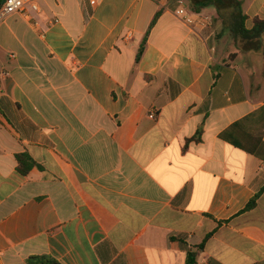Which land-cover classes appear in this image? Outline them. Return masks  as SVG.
Segmentation results:
<instances>
[{
	"label": "crops",
	"instance_id": "0c3cea01",
	"mask_svg": "<svg viewBox=\"0 0 264 264\" xmlns=\"http://www.w3.org/2000/svg\"><path fill=\"white\" fill-rule=\"evenodd\" d=\"M91 1L0 27V264H264V34L240 52L215 7L193 29L179 0Z\"/></svg>",
	"mask_w": 264,
	"mask_h": 264
},
{
	"label": "trees",
	"instance_id": "16d2710c",
	"mask_svg": "<svg viewBox=\"0 0 264 264\" xmlns=\"http://www.w3.org/2000/svg\"><path fill=\"white\" fill-rule=\"evenodd\" d=\"M5 0H0V7ZM243 0H190V8L196 12L200 13L203 9L207 7H215L217 10L218 17L222 20L223 24L231 33L235 40L237 48L241 52H258L261 50L262 38L264 34V19L259 17L250 18L243 11ZM160 12L156 15L152 26L157 21ZM250 21V23H249ZM148 35L145 37L141 48L136 57V62L141 60L144 52L145 44ZM201 135V130H199L197 136L192 140L199 141ZM189 140L188 142H190ZM17 160L19 163L18 171L21 174H27L32 168L38 166L37 163L31 158L27 153L17 155ZM264 190V189H263ZM260 194H257L247 205L246 210H251L255 208L257 200ZM209 238V236H208ZM203 246H200V249ZM27 264H59L57 261L50 257H31ZM186 264H196V253L189 252L186 259Z\"/></svg>",
	"mask_w": 264,
	"mask_h": 264
},
{
	"label": "built area",
	"instance_id": "2783aa9c",
	"mask_svg": "<svg viewBox=\"0 0 264 264\" xmlns=\"http://www.w3.org/2000/svg\"><path fill=\"white\" fill-rule=\"evenodd\" d=\"M91 3L95 5L96 0ZM179 7L176 16L186 25L193 29L203 28L207 25V18H203L199 13L194 12L187 0H179ZM40 12L37 0H5L0 7V27L15 15L32 16V13ZM153 117V116H152Z\"/></svg>",
	"mask_w": 264,
	"mask_h": 264
},
{
	"label": "rangeland",
	"instance_id": "374dc122",
	"mask_svg": "<svg viewBox=\"0 0 264 264\" xmlns=\"http://www.w3.org/2000/svg\"><path fill=\"white\" fill-rule=\"evenodd\" d=\"M187 1H189V0H187ZM207 10V9H206ZM262 42H263V40H262ZM239 50V49H238ZM261 50L263 51V44H262V48H261ZM240 51V50H239ZM241 52V51H240Z\"/></svg>",
	"mask_w": 264,
	"mask_h": 264
}]
</instances>
